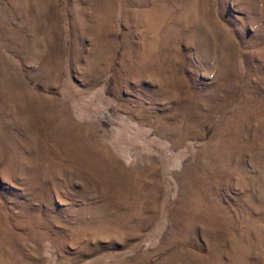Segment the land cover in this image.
<instances>
[{"label": "rangeland", "instance_id": "obj_1", "mask_svg": "<svg viewBox=\"0 0 264 264\" xmlns=\"http://www.w3.org/2000/svg\"><path fill=\"white\" fill-rule=\"evenodd\" d=\"M0 264H264V0H0Z\"/></svg>", "mask_w": 264, "mask_h": 264}]
</instances>
